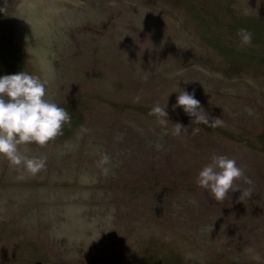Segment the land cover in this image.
I'll return each instance as SVG.
<instances>
[{"label":"rangeland","instance_id":"obj_1","mask_svg":"<svg viewBox=\"0 0 264 264\" xmlns=\"http://www.w3.org/2000/svg\"><path fill=\"white\" fill-rule=\"evenodd\" d=\"M73 1L40 37L19 28L20 0H0V75L47 79L71 117L21 149L47 157L38 174L0 159V264H264L245 252L264 258V0ZM179 89L223 123H192ZM212 154L251 183L215 200L195 183Z\"/></svg>","mask_w":264,"mask_h":264},{"label":"clouds","instance_id":"obj_2","mask_svg":"<svg viewBox=\"0 0 264 264\" xmlns=\"http://www.w3.org/2000/svg\"><path fill=\"white\" fill-rule=\"evenodd\" d=\"M237 35L239 46L251 44L252 32L248 29L239 28ZM47 88V79L23 69L0 75V159L6 160L9 167L18 170V180L38 174L45 169L47 161L43 154L27 155L21 149L30 145L37 149L45 148L62 135V127L71 120L65 108L47 97ZM177 93L172 107H180L189 117H194L192 123L199 122L210 126L223 123L220 118L209 121L193 93L182 89ZM151 111L159 117L167 118L166 104L163 107L156 104ZM158 122L165 123L164 120ZM173 125V135H180L182 130L186 132L181 123L176 122ZM108 159V156L103 154L98 164H106ZM104 172L107 173V168H104ZM241 178L246 183H251L244 177L243 169L237 165L235 159L212 154L200 167L195 183L207 190L215 200L222 201L229 191L239 189L235 182ZM245 252L253 261L264 259L252 248L246 247Z\"/></svg>","mask_w":264,"mask_h":264},{"label":"bare ground","instance_id":"obj_3","mask_svg":"<svg viewBox=\"0 0 264 264\" xmlns=\"http://www.w3.org/2000/svg\"><path fill=\"white\" fill-rule=\"evenodd\" d=\"M19 28L28 34L56 35L62 24L72 21L73 0H20ZM77 5V4H76Z\"/></svg>","mask_w":264,"mask_h":264}]
</instances>
